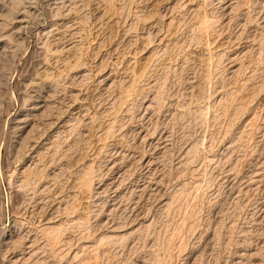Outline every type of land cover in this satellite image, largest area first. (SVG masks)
Instances as JSON below:
<instances>
[{
  "label": "rangeland",
  "instance_id": "obj_1",
  "mask_svg": "<svg viewBox=\"0 0 264 264\" xmlns=\"http://www.w3.org/2000/svg\"><path fill=\"white\" fill-rule=\"evenodd\" d=\"M23 262L264 264V0H0V264Z\"/></svg>",
  "mask_w": 264,
  "mask_h": 264
},
{
  "label": "bare ground",
  "instance_id": "obj_2",
  "mask_svg": "<svg viewBox=\"0 0 264 264\" xmlns=\"http://www.w3.org/2000/svg\"><path fill=\"white\" fill-rule=\"evenodd\" d=\"M3 13V12H2ZM9 16V15H8ZM2 18V17H1ZM17 19V18H16ZM20 19V18H19ZM19 23L21 21H18ZM6 25V24H5ZM2 24V26H5ZM211 25V22L209 19L207 18H204L203 21L201 22L200 24V27H199V30H204L206 31L208 29V27ZM262 45H263V42H262ZM162 99V95L161 93L159 92L156 96V104L159 103V101H161ZM227 103H229V100L226 101ZM224 105V104H223ZM239 108V107H238ZM39 109V106L38 104H35V106L32 108V111L31 112H34L35 110H38ZM237 112V111H236ZM29 126V121L26 120V118H20L18 119L17 121V124H16V128L19 132H22L24 131L27 127ZM30 127V126H29ZM32 129V128H31ZM32 133H30L31 135ZM109 134V133H108ZM34 136V135H33ZM29 137H32V136H29ZM55 151V150H54ZM195 151V149H194ZM92 171V169H83V171H81V175L80 176V181H79V184L81 187H84V188H89L90 187V184H91V179H90V172ZM59 175H55L54 177L58 178ZM38 176L35 175V173H33V171H31L30 169H27L25 172H24V180L22 181L21 183V187L22 188H25V187H31L32 185H35L38 181H39V177L37 178ZM41 180V179H40ZM34 188V187H33ZM89 190V189H88ZM68 210V208L66 209ZM57 228V227H56ZM66 230V229H65ZM68 230V229H67ZM47 233L51 234L53 237H54V240H57L59 238V236L61 235L62 233V230L61 228H51V229H47L46 230ZM48 235V234H47ZM103 240V239H102ZM22 244L20 241H17L15 243V246H18L20 247ZM21 264V263H20ZM22 264H27V262H23Z\"/></svg>",
  "mask_w": 264,
  "mask_h": 264
}]
</instances>
